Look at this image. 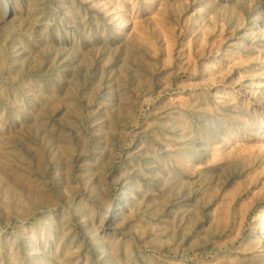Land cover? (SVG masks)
I'll return each instance as SVG.
<instances>
[{
	"label": "rangeland",
	"instance_id": "rangeland-1",
	"mask_svg": "<svg viewBox=\"0 0 264 264\" xmlns=\"http://www.w3.org/2000/svg\"><path fill=\"white\" fill-rule=\"evenodd\" d=\"M264 0H0V264H264Z\"/></svg>",
	"mask_w": 264,
	"mask_h": 264
},
{
	"label": "bare ground",
	"instance_id": "bare-ground-1",
	"mask_svg": "<svg viewBox=\"0 0 264 264\" xmlns=\"http://www.w3.org/2000/svg\"><path fill=\"white\" fill-rule=\"evenodd\" d=\"M260 227H261V229H264V217H263V219L261 220Z\"/></svg>",
	"mask_w": 264,
	"mask_h": 264
}]
</instances>
